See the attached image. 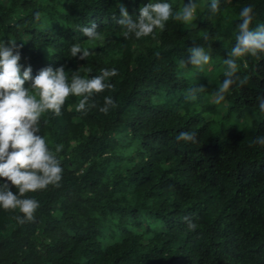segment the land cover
Masks as SVG:
<instances>
[{"label": "trees", "instance_id": "obj_1", "mask_svg": "<svg viewBox=\"0 0 264 264\" xmlns=\"http://www.w3.org/2000/svg\"><path fill=\"white\" fill-rule=\"evenodd\" d=\"M148 2L161 0H0V41L22 45L19 63L33 77L61 65L85 78L118 71L108 81L114 90L94 94L86 114L69 96L60 116L41 117L50 151L62 146V180L25 194L40 205L32 222L0 209V264H264V147L253 143L264 135L256 99L264 59L238 61L246 82L217 107L204 105L223 82L242 8L252 6L255 28L264 24V0H220L215 14L211 0H195L194 26L169 19L163 31L125 39L113 19L119 5L135 18ZM164 2L176 12L188 0ZM92 23L95 41L80 31ZM76 43L92 53L86 60L71 56ZM196 45L210 46L208 65L222 70L216 86L195 85V67L180 66ZM105 96L117 105L107 114L99 111ZM181 132H194L197 143L177 141Z\"/></svg>", "mask_w": 264, "mask_h": 264}, {"label": "clouds", "instance_id": "obj_2", "mask_svg": "<svg viewBox=\"0 0 264 264\" xmlns=\"http://www.w3.org/2000/svg\"><path fill=\"white\" fill-rule=\"evenodd\" d=\"M197 3L188 0L187 4L174 12L172 6L161 2H148L140 7L138 16L129 15L124 5H119V17H113L123 29L125 39L134 37L140 39L150 36L158 29L163 31L169 19L181 22L185 26H194ZM220 10V0H211L209 11L212 14ZM240 22L235 44L224 60L227 70L224 72L222 84L213 94V102L220 104L226 98L233 86L245 80L237 74L240 68L238 61L246 57L257 61L264 59V24L251 27L253 21V8L245 6L240 12ZM39 19V13H36ZM80 31L89 41L100 39V32L95 23L82 27ZM207 39V37H205ZM20 47L15 42L0 41V209L5 211L18 210L21 215L14 219L19 224L34 221V213L39 208V202L26 193L45 190L49 186L59 188L63 169L58 153L62 151L61 145H56L55 152L50 151L41 132V117L46 113L55 116L62 114V108L69 96L80 98L76 104V111L86 114L96 104L92 101L94 94L104 92L106 89L114 90L109 83L110 78L118 75V71L102 69L98 76L82 77L75 72H66L65 67L53 69L44 67L32 76L31 66L23 67ZM209 50L196 45L188 49V61L180 60V66L191 64L200 71L211 60ZM70 54L78 60H86L92 53L82 49L79 43L73 44ZM247 67V60H244ZM23 72L21 74V69ZM71 73V75H69ZM27 85V86H26ZM204 91V87H196L188 91L187 99L195 100L197 93ZM260 112L264 114V96H257ZM117 107L110 96L104 97V104L99 108L103 114ZM177 141L197 143L194 132H181ZM253 143L264 147V135L255 138ZM16 189L15 194L10 188ZM187 228L194 231L197 225L188 217L184 218Z\"/></svg>", "mask_w": 264, "mask_h": 264}, {"label": "rangeland", "instance_id": "obj_3", "mask_svg": "<svg viewBox=\"0 0 264 264\" xmlns=\"http://www.w3.org/2000/svg\"><path fill=\"white\" fill-rule=\"evenodd\" d=\"M206 70H207V72H206ZM221 71L219 69H214V68L210 69V66L206 65L204 67L203 71H200L197 68H195L194 72L189 75V79L195 85L197 84V85H203L204 86L205 84H207V86H209L211 88L213 86H216V84H217L216 80H217V77ZM197 94L200 95L199 93H197ZM211 101H213V100L211 99L210 96H208L206 98V102L204 103V105L210 103ZM202 103L203 102L196 104L197 105L196 107H198L197 109H199L200 106H203ZM213 107H217L216 103L213 104ZM210 108H212V106L211 107L206 106V109H210ZM224 111H225V109H223V111L218 116L219 117L222 116L224 114ZM217 119L220 120V118H217Z\"/></svg>", "mask_w": 264, "mask_h": 264}]
</instances>
